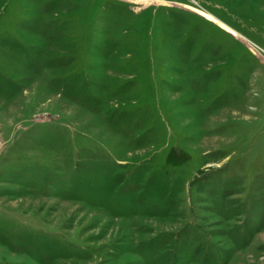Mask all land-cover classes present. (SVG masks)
<instances>
[{
    "label": "rangeland",
    "instance_id": "374dc122",
    "mask_svg": "<svg viewBox=\"0 0 264 264\" xmlns=\"http://www.w3.org/2000/svg\"><path fill=\"white\" fill-rule=\"evenodd\" d=\"M0 264H264V0H0Z\"/></svg>",
    "mask_w": 264,
    "mask_h": 264
}]
</instances>
